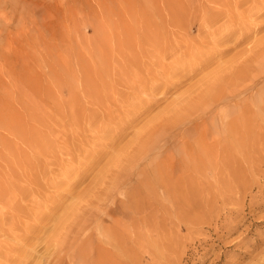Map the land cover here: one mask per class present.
<instances>
[{"label":"rangeland","instance_id":"1","mask_svg":"<svg viewBox=\"0 0 264 264\" xmlns=\"http://www.w3.org/2000/svg\"><path fill=\"white\" fill-rule=\"evenodd\" d=\"M263 106L264 0H0V264H264Z\"/></svg>","mask_w":264,"mask_h":264},{"label":"bare ground","instance_id":"2","mask_svg":"<svg viewBox=\"0 0 264 264\" xmlns=\"http://www.w3.org/2000/svg\"><path fill=\"white\" fill-rule=\"evenodd\" d=\"M208 1H209V0H208ZM226 1H227V0H226ZM233 1H234V0H233ZM239 3H240V2H239ZM237 4H238V2H237ZM226 5H227V4H226ZM228 5H229V4H228ZM236 7H237V5H236ZM218 13H219V12H217V14H218ZM217 14H216V15H217ZM220 14H221V13H220ZM220 14H219V15H220ZM227 15H228V14H227ZM229 15H230V14H229ZM231 15H232V14H231ZM215 18H216V17H215ZM216 19H217V18H216ZM219 19H220V18H219ZM221 20H222V19H221ZM218 21H219V20H218ZM218 21H217V22H218ZM212 22H214V21H212ZM212 22H211V23H212ZM215 22H216V21H215ZM227 32H228V31H227ZM227 32H225V34H226ZM229 32H230V30H229ZM232 33H233V32H232ZM230 34H231V32H230ZM238 34H241V33L238 32ZM238 34H237V35H238ZM226 36H227V35H226ZM258 47H259V46H258ZM261 47H262V46H261ZM250 53H251V52H250ZM257 54H258V52H257ZM259 54H260V53H259ZM259 54H258V55H259ZM255 55H256V54H255ZM251 56H252V55H251ZM251 59H252V58H251ZM254 59H255V57H254ZM242 62H243V60H242ZM246 63H248V61H247ZM248 64H249V63H248ZM237 65H239V64H237ZM235 66H236V65H235ZM249 66H250V65H249ZM240 68H241V67H240ZM245 68H246V67H245ZM251 68H252V67H251ZM254 68H255V67H254ZM236 69H237V68H236ZM236 69H235V71H236ZM242 69H243V68H242ZM230 70H231V68H230ZM235 71H234V72H235ZM243 71H244V70H243ZM250 71H251V70H250ZM250 71H249V73H250ZM234 72H233V74H234ZM247 72H248V71H247ZM253 72H254V71H253ZM236 73H237V71L235 72V74H236ZM258 73H259V72H258ZM225 74H226V73H225ZM240 74H241V71H240ZM251 74H252V73H251ZM237 75H238V74H237ZM223 76H224V75H223ZM223 76H221V77H223ZM225 76H227V75H225ZM225 76H224V79H225ZM229 76H230V75H229ZM230 77H232V76H230ZM248 77H249V76H248ZM228 78H229V77H228ZM221 79H223V78H221ZM251 79H252V78H251ZM214 80H215V79H214ZM229 80H230V79H229ZM232 80H233V78H232ZM238 80H239V79H238ZM249 80H250V79H249ZM227 82H228V80H227ZM227 82H226V83H227ZM241 82H242V81H241ZM247 82H248V81H247ZM253 82H254V81H253ZM224 83H225V82H224ZM209 84H210V83H209ZM214 84H216V81H215ZM217 84L219 85L220 83L217 82ZM222 84H223V83H222ZM250 84H251V83H250ZM211 85H212V84H211ZM247 85H249V84L247 83ZM221 86H223V85H221ZM221 86H220V87H221ZM220 87H217V88L219 89ZM228 87H229V86H228ZM246 87H247V86H246ZM205 88H206V87H205ZM217 88H216V89H217ZM221 88H222V87H221ZM229 88H230V87H229ZM207 89H208V87H207ZM216 89H215V90H216ZM218 89H217V90H218ZM209 90H210V88H209ZM219 90H220V89H219ZM231 90H232V89H231ZM231 90H229V91H231ZM232 91H233V90H232ZM232 91H231V93H234V92H232ZM234 91H235V90H234ZM219 92H220V91H219ZM224 92H225V91H224ZM207 93H208V91H207ZM220 93H221V92H220ZM228 93H230V92H228ZM241 93H242V92H241ZM216 94H217V93H216ZM205 95H206V94H205ZM214 95H215V93H214ZM192 96H193V95H192ZM196 96H197V94H196ZM200 96H201V95H200ZM200 96H199V97H200ZM206 96H207V95H206ZM236 96H237V95H236ZM193 97H194V96H193ZM212 97H213V96H212ZM215 97H216V96H215ZM187 99H188V98H187ZM200 99H201V97H200ZM211 99H212V98H211ZM217 99H218V98H217ZM191 100H192V99H191ZM203 100H204V99H203ZM186 101H187V100H186ZM188 101H189V100H188ZM198 101H199V100H198ZM225 101H226V100H225ZM181 102H182V101H181ZM201 102H202V101H201ZM190 103H191V102H190ZM190 103H189V104H190ZM244 103H245V102H244ZM187 104H188V103H187ZM192 104H193V103H192ZM192 104H191V105H192ZM197 104H198V103H197ZM206 104H207V103H206ZM251 104H252V103H251ZM181 106H182V105H181ZM185 106H186V105H185ZM185 106H184V107H185ZM195 106H197V105H195ZM238 106H239V105H238ZM238 106H237V107H238ZM192 107H193V105H192ZM247 107H249V106H247ZM263 107H264V106H263ZM180 108H181V107H180ZM182 108H183V107H182ZM187 108H188V107H187ZM193 108H194V107H193ZM232 109L234 110V108H232ZM236 109H238V108H236ZM233 110H232V111H233ZM239 110H240V109H239ZM183 111H184V110H183ZM236 112H237V111H236ZM240 112H241V111H240ZM249 112H251V111H249ZM189 113H191V112H189ZM226 113H227V112H226ZM231 113H232V112H231ZM187 114H188V113H187ZM228 114H229V112H228ZM225 115H226V114H225ZM193 117H194V116H193ZM225 118H226V117H225ZM227 118H228V116H227ZM235 119H236V118H235ZM251 120H255V118H253V119H251ZM246 122H247V121H246ZM246 122H245V123H246ZM252 122H253V121H252ZM252 122H251V123H252ZM254 122H255V121H254ZM254 122H253V123H254ZM249 123H250V122H249ZM249 123H248V124H249ZM251 123H250V124H251ZM248 124L246 123V125H248ZM237 125H238V124H237ZM246 125H245V126H246ZM232 126H233V125H232ZM242 126H244V125L242 124ZM248 126L250 127L251 125H248ZM234 127H235V125H234ZM246 127H247V126H246ZM246 127H242V128H246ZM239 128H241V126H240ZM250 128H251V127H250ZM250 128H249V129H250ZM233 130H234V129H233ZM241 131H242V129H241ZM241 131L238 132V133H241V134H242ZM245 131H246V130H245ZM248 131L250 132V130H248ZM252 131H253V129H252ZM233 132H234V131H233ZM249 132L246 131L247 135L249 134ZM236 133H237V132H236ZM238 133H237V134H238ZM250 133H251V132H250ZM252 133H253V132H252ZM156 135H157V134H156ZM138 137H139V136H138ZM239 137H240V136H239ZM252 137H253V136H252ZM136 138H137V137H136ZM206 138H207V137H206ZM203 139H204V138H203ZM217 140H218V139H217ZM237 140H239L238 137H237ZM136 141H137V140H136ZM202 142H203V140H202ZM207 142H208V141H207ZM207 142H206V143H207ZM213 142H214V141H213ZM216 142H217V141H216ZM204 143H205V142H203V144H204ZM217 143H220V142H217ZM137 144H138V142H137ZM212 144H213V143H212ZM249 144H250V143H249ZM208 145H209V142H208ZM217 145H218V144H217ZM238 146H239V145H238ZM240 146H241V144H240ZM247 146H248V145H247ZM203 147H204V145H203ZM216 147H217V146H216ZM199 148H200V147H199ZM201 148H202V147H201ZM248 148H251V147L249 146ZM203 149H204V148H203ZM196 150H197V149H196ZM250 150H251V149H250ZM133 153H134V152H133ZM131 154H132V152H131ZM198 154H199V153H198ZM200 154H202V153H200ZM126 155H127V154H126ZM130 156H131V155H130ZM136 156H137V155H136ZM200 156H201V155H200ZM132 157H135V156H132ZM129 159H131V157H130ZM250 159H251V157H250ZM247 160H248V159H247ZM251 160H252V159H251ZM251 160H250V161H251ZM248 161H249V160H248ZM248 161H247V163H249ZM249 167H250V166H249ZM200 168H201V167H200ZM242 169H243V168H242ZM242 169H241V170H242ZM250 169H251V167H250ZM196 170H197V169H196ZM198 170H199V169H198ZM151 171H152V170H151ZM151 171H150V172H151ZM161 171H162V170H161ZM242 171H244V170H242ZM253 171H254V170H253ZM146 172H147V171H146ZM239 172H240V169H239ZM147 173H149V172H147ZM147 173H146V174H147ZM198 173H199V172H198ZM240 173H241V172H240ZM243 173H244V172H243ZM250 173H251V172H250ZM250 173H248V174H250ZM254 173H255V172H254ZM146 174H145V176L150 175V174H147V175H146ZM248 174H247V175H248ZM250 175H251V174H250ZM250 175H249V177H250ZM155 177H156V176H155ZM152 178H153V176H152ZM152 178H151V179H152ZM171 178H172V177H171ZM153 179H154V178H153ZM153 179H152V180H153ZM254 179H255V178H254ZM149 180H150V179H149ZM152 180H151V182H152ZM154 180H155V179H154ZM154 182H155V181H154ZM143 184H144V183H143ZM147 184H148V183H147ZM147 184H146V185H147ZM149 185H151V184H149ZM249 185H250V183H249ZM249 185L247 184V186H249ZM262 185H263V183H262ZM143 186H144V185H143ZM172 186H173V185H172ZM146 187H147V186H146ZM149 187H150V186H148V188H149ZM262 187H263V186H262ZM154 188H155V187H154ZM244 188H246V187H244ZM244 188H243V190H244ZM260 188H261V184H260ZM149 189H150V188H149ZM149 189H146V191H148ZM152 189H153V188H152ZM249 189H250V187H249ZM258 189H259V188H258ZM243 190H242V191H243ZM261 190H262V189H261ZM166 191H167V189H166ZM238 191H239V190H238ZM261 192H262V191H261ZM263 192H264V191H263ZM163 193H164V192H163ZM244 194H245V193H244ZM158 195H159V194H158ZM158 197H159V196H158ZM152 198H154V197H152ZM96 199H97V198H96ZM87 200H88V199H87ZM241 200H242V198H241ZM242 201H243V200H242ZM83 202H84V201H83ZM250 203H251V202H250ZM250 203H249V204H250ZM243 204H244V203H243ZM90 205H91V204H90ZM73 206H74V205H73ZM78 206H79V205H78ZM75 207H76V206H75ZM138 207H139V206H138ZM77 209H78V208H77ZM79 209H81V208H79ZM76 211H78V210H76V208H69V212H71V214H73V216L75 215V212H76ZM80 211H81V210H80ZM69 212H68L67 214H69ZM76 213H77V212H76ZM65 214H66V213H65ZM70 216H71V215H70ZM73 216H72V217H73ZM67 217H68V216H67ZM63 219H64V218H63ZM63 219H60L61 222H63V221H62ZM68 219H69V217H68ZM68 219L66 218L65 220L68 221ZM71 219H72V218H71ZM71 219H69V220H71ZM73 220H74V219H73ZM61 222H60V223H61ZM60 223H59V224H60ZM67 223H68V224H66V223H65V224H66V225H69V222H67ZM59 224H58V225H59ZM65 224H64V222H63V225H65ZM75 224H76V222H75ZM70 225H73V224H70ZM59 226H60V225H59ZM73 226H74V225H73ZM73 226H72V227H73ZM66 227H68V226H66ZM57 228H59V227H57ZM60 228H61V227H60ZM63 228H64V227H63ZM110 228H111V227H110ZM110 228H109V229H110ZM113 228H114V227H113ZM65 229H66V228H65ZM55 230H56V229H55ZM63 230H64V229H63ZM113 230H114V229H113ZM59 231H61V230H59ZM59 231H58V233H60ZM110 232H112V231H110ZM113 232H114V231H113ZM53 234H54V233H53ZM53 234H52V236H53ZM113 234H115V233H113ZM52 236H51V237H52ZM51 237H50V238H51ZM115 237H116V235H115ZM120 237H121V236H120ZM117 241H118V240H117ZM68 243H69V242H68ZM116 243H117V242H116ZM120 243H121V242H120ZM120 243H119V244H120ZM109 244H110V243H109ZM97 245H98V244H97ZM99 245H100V244H99ZM99 245H98V246H99ZM113 245H114V244H113ZM116 245H117V244H116ZM121 245H122V244H121ZM118 246H119V245H118ZM96 247H97V246H96ZM114 247H115V246H114ZM125 247H126V246H125ZM101 248H105V247L102 246ZM107 248H108V247H107ZM115 248L118 249L119 247H115ZM120 248H121V247H120ZM108 249H109V248H108ZM108 249H107V250H108ZM111 249H112V248H111ZM113 250H114V249H113ZM115 250H116V249H115ZM97 251H98V250H97ZM97 251H96V252H97ZM115 252H116V251H115ZM128 252L130 253V251H127V253H128ZM113 253H114V252H113ZM118 253H119V251H118ZM125 253H126V252H125ZM87 255H88V254H87ZM116 255H117V254H116ZM126 255H127V254H126ZM71 256H72V255H71ZM102 256H103V255H102ZM114 256H115V255H114ZM60 257H61V256H60ZM108 257H109V256H108ZM58 259H59V258H58ZM58 259H57V260H58ZM109 259H110V258H109ZM109 259H108V260H109ZM94 260H95V257H94ZM110 260H111V259H110ZM98 261H99V260H98ZM133 261H134V260H133ZM133 261H132V262H133ZM58 262H59V261H58ZM99 262H100V261H99ZM99 262H98V263H99ZM101 263H103V262H101ZM107 263H108V262H107ZM128 263H129V262H128ZM109 264H110V263H109ZM131 264H132V263H131Z\"/></svg>","mask_w":264,"mask_h":264}]
</instances>
